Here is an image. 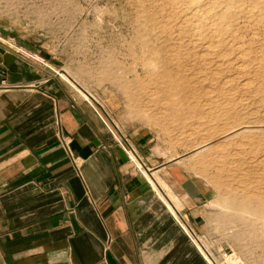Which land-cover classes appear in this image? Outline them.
Here are the masks:
<instances>
[{
	"label": "rangeland",
	"instance_id": "374dc122",
	"mask_svg": "<svg viewBox=\"0 0 264 264\" xmlns=\"http://www.w3.org/2000/svg\"><path fill=\"white\" fill-rule=\"evenodd\" d=\"M0 43L205 187L199 251L264 264V0H0Z\"/></svg>",
	"mask_w": 264,
	"mask_h": 264
},
{
	"label": "crops",
	"instance_id": "0c3cea01",
	"mask_svg": "<svg viewBox=\"0 0 264 264\" xmlns=\"http://www.w3.org/2000/svg\"><path fill=\"white\" fill-rule=\"evenodd\" d=\"M146 138L0 43V264H208L209 193Z\"/></svg>",
	"mask_w": 264,
	"mask_h": 264
},
{
	"label": "built area",
	"instance_id": "2783aa9c",
	"mask_svg": "<svg viewBox=\"0 0 264 264\" xmlns=\"http://www.w3.org/2000/svg\"><path fill=\"white\" fill-rule=\"evenodd\" d=\"M128 151H129V153L134 155V151L132 148L129 147ZM191 235H192V233H191ZM202 250H203V254H204V258L206 259V262L208 264H216V262L212 258V254H211L210 250L204 248L203 246H202ZM231 257H233L232 253H228L227 251H224L223 253H220V255H219V259L222 263H226L227 259H229Z\"/></svg>",
	"mask_w": 264,
	"mask_h": 264
},
{
	"label": "bare ground",
	"instance_id": "6f19581e",
	"mask_svg": "<svg viewBox=\"0 0 264 264\" xmlns=\"http://www.w3.org/2000/svg\"><path fill=\"white\" fill-rule=\"evenodd\" d=\"M207 20V19H206ZM219 22V21H218ZM131 154V153H130ZM132 155V154H131ZM258 217H260V218H262V219H264V216H260V215H257ZM199 246V245H198ZM232 258V257H231ZM231 258H229V259H227V261H226V263L227 262H229V261H232V259Z\"/></svg>",
	"mask_w": 264,
	"mask_h": 264
}]
</instances>
